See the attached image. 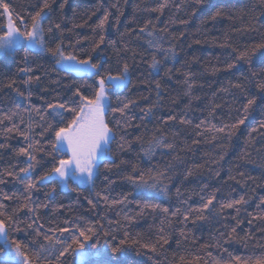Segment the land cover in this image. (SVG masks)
Instances as JSON below:
<instances>
[{
    "label": "trees",
    "instance_id": "16d2710c",
    "mask_svg": "<svg viewBox=\"0 0 264 264\" xmlns=\"http://www.w3.org/2000/svg\"><path fill=\"white\" fill-rule=\"evenodd\" d=\"M0 4L9 6L23 28L44 0ZM48 5L41 17L49 47L60 44L65 54L90 56L104 75L128 65L130 83L110 100L112 108L123 103L129 108L126 117L118 112L106 117L116 131L114 163L99 168L94 185L64 190L41 181L68 156L52 150L58 125L48 105L78 101L77 89L93 95L96 77L65 73L49 53L25 58L21 48L0 57V211L13 219L7 225L10 240L19 242L34 264H55V252L39 253L41 246H52L45 236L70 239V232L61 236L59 229L75 231L76 226L96 233L89 242H96L91 249L96 264H236L235 257L256 264L264 259V47H259L264 0H48ZM7 15L0 7V35ZM153 57L156 68L150 67ZM252 98L255 103L245 112ZM64 116L67 123L72 113ZM114 118L121 121L118 127ZM156 140L162 146L156 147ZM29 142L36 161L25 173L20 169L28 160L20 149ZM168 144L172 147L163 146ZM29 181L36 186L26 191ZM156 181L167 186V197L137 189ZM213 195L209 211H198ZM241 196L246 204L221 208ZM113 247L122 251L113 254ZM73 260L65 256L62 264Z\"/></svg>",
    "mask_w": 264,
    "mask_h": 264
},
{
    "label": "snow or ice",
    "instance_id": "6c2138e0",
    "mask_svg": "<svg viewBox=\"0 0 264 264\" xmlns=\"http://www.w3.org/2000/svg\"><path fill=\"white\" fill-rule=\"evenodd\" d=\"M196 2L199 3L200 0H196ZM0 7H3L4 13L8 14L6 28L3 29V35H0V57L13 55L21 48H23L25 52V58H27L29 53H49L51 56L57 58V67L65 73H85L96 77L93 95H83L79 89H77L75 96L79 98L78 101L48 105V108L53 110V119L56 120L58 125L57 128L53 129L55 140L51 141L52 150L56 153L63 152L66 149L68 156L66 158H59L58 162L51 168V171L41 177V181L53 182L57 187H68L72 184L76 186H80L81 184L94 185L99 168H107L109 162L114 163L112 160L111 145L116 143V131L113 127L109 126V121L106 117L109 112L113 114L118 112L121 117H126L125 110L129 108V103H123L122 107L117 106L112 108L110 96L114 92L122 90L128 83H130L128 80V65L125 64L122 71L116 75L111 73L104 75L100 63L93 62L90 56L88 58H78L76 55L65 54L60 44H57L55 48L49 47L45 39V29L42 26L41 17V13L44 9L49 7L48 0H44V5L40 11L36 12L35 15L31 17V24L26 25L23 28L18 27L14 22L13 15L10 13L7 4H0ZM220 14V12H217L216 16H219ZM17 19L20 20V24H24L22 18L17 17ZM105 20H107V16H105ZM55 27L59 29L60 25L57 24ZM100 27H103V21L101 22ZM47 31L51 32L52 29L49 28ZM141 31L143 32L144 29L142 28ZM148 35L151 36L152 33L149 32ZM100 39L101 42H103L102 36ZM149 44L152 45V41H149ZM96 47H99V44H97ZM259 47H264V44L259 45ZM174 54L175 53L173 52V55ZM243 55L245 54H242L240 58H243ZM157 63L158 61L153 57L150 67L156 68ZM228 67L230 68L232 65H229ZM21 71L29 72L31 69L24 68L21 69ZM31 79L32 78L29 77V81L27 82H30ZM36 79H39V77H36ZM238 86L239 85H237V87ZM157 87H159V84H157ZM261 87H264V85H261ZM21 95L23 94L21 93ZM254 103V98L249 99L247 106L245 107V112H247L248 107ZM64 112L72 113V116L67 120V123H64L66 119ZM41 119H43V117H41ZM127 119H130V117H127ZM170 119H175V117H171ZM181 123H187V121L182 120ZM238 123L243 124L244 120L240 119ZM120 124L121 121L115 119V125L118 127ZM236 126L237 125L235 124L232 125V127ZM48 128L52 129L53 126L49 124ZM216 130L220 132L224 131L223 128H218ZM8 131H11V129H8ZM21 135H24L25 140H28L27 135L24 133H21ZM121 140H123V137H121ZM162 144V140L155 141L156 147L162 146ZM120 146L121 148L124 147L123 144ZM163 146L168 148L172 147L171 144ZM0 147H2V145H0ZM32 148L33 143L29 142L26 148L20 149V154L26 156L28 160L27 167L21 168V172L27 173L34 170L33 162L36 161V156L29 151V149ZM151 152L152 145L146 150V154L150 155ZM7 175L15 176V173L9 171ZM0 183H4L3 179H0ZM157 183H159V181H156L151 185H148L147 182H145L144 186L146 188L155 189ZM35 186L36 183L29 181L26 184V191L34 189ZM166 187V185L162 186L159 191L164 192ZM55 190L54 187L53 191ZM73 190L75 189L73 188ZM4 199H11V197L5 194ZM28 199L30 200L31 197L29 196ZM102 199L107 200V197H102ZM214 199V195L209 197L207 202L204 203L202 208L198 211L202 213L209 211V206L213 204ZM89 203L91 204L92 201L89 200ZM246 203L247 201L245 198L241 196L239 199L222 203L221 208L230 209L236 205ZM261 203L264 204V197L261 198ZM145 206L153 208L159 207L158 205ZM3 207L4 206L0 204V208ZM25 207H27V205H25ZM30 211H32V209H30ZM163 211L167 212L168 209L165 208ZM237 211H239V209H237ZM205 218L206 217L203 215L199 217V219ZM184 219L187 220L188 216L185 215ZM12 223V217L5 216V213L0 211V264H34V261L28 254H26L22 245L16 240H10L7 225ZM29 227H31V225H29ZM40 227L42 228L43 225H40ZM232 231L235 232L236 229L233 228ZM59 232L61 236L64 233L70 232V239L67 237L64 239H53L52 237L45 236V240L49 241L52 246L50 248L41 246L39 253L47 252L51 255L52 252H55V264H62V260L65 256H73V264H96L94 257L97 253L91 252V249L96 247V242L89 243L92 241L93 236L96 235L92 228L83 229L80 226H76L75 231H72L65 227L60 228ZM77 232L79 233L78 236L76 234ZM39 234L40 233L37 231V235ZM105 235H108V233H105ZM124 243V241H121V244ZM56 245H61V247L56 248ZM144 247L148 246L144 245ZM121 251L120 247L112 248L113 254L120 253ZM39 253L36 254V261L41 260V255ZM43 259L48 260V257L45 256ZM235 260L236 264H243L240 257H235ZM48 264H53V261L48 260ZM256 264H264V259L256 261Z\"/></svg>",
    "mask_w": 264,
    "mask_h": 264
},
{
    "label": "rangeland",
    "instance_id": "374dc122",
    "mask_svg": "<svg viewBox=\"0 0 264 264\" xmlns=\"http://www.w3.org/2000/svg\"><path fill=\"white\" fill-rule=\"evenodd\" d=\"M150 40L152 41V43H155V40H154L153 36H152V38H151ZM76 74L90 75V74H85V73H76ZM128 80H129V76H128ZM65 151H66V149H65ZM66 152H67V151H66ZM148 185H151V184H148ZM81 186H92V185L81 184ZM161 187H162V186H161V185H158V184H157V187H156L155 189H152V188H146V187L144 186V184H142V185H137V189H140L141 191H143V192H145V193L154 194V195H157V196H159V197H161V198H165V197H167V192H166L167 189H166L164 192H161V191H159V189H160ZM62 188H63L64 190H67V189L69 188V186H68V187H63V186H62Z\"/></svg>",
    "mask_w": 264,
    "mask_h": 264
}]
</instances>
